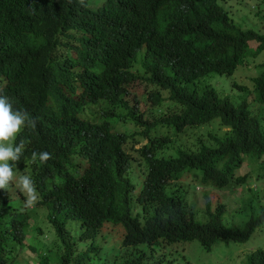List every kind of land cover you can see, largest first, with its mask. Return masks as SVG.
<instances>
[{
  "label": "trees",
  "instance_id": "1",
  "mask_svg": "<svg viewBox=\"0 0 264 264\" xmlns=\"http://www.w3.org/2000/svg\"><path fill=\"white\" fill-rule=\"evenodd\" d=\"M252 1L108 0L110 6L93 12L96 19L115 14L126 26L116 34L123 48L105 55L104 63H121L113 84L97 97L87 95L105 116L87 134L95 147L112 145L113 162L76 193L65 176L70 155L61 149L68 148L71 132L53 130L61 148H55V162L40 163L32 154L43 140L30 134L27 141L25 126L16 138L23 141L18 163L31 170L35 183L39 177V189L42 172L56 175L63 201L43 196L41 204L59 210L49 216H63L52 222L53 232L35 237L41 231L29 228L35 210L0 193V264H24L20 250L26 245L37 255L33 264H171L165 259L180 243L196 241L208 252L217 241L244 242L264 226V202L255 199L264 187V0ZM31 2L35 16L20 21L16 14L29 0H0V85L7 94V67L42 73L51 59L52 27L60 16L38 13L50 0ZM237 6L247 11L239 14ZM117 25L106 27L116 31ZM249 66L255 71L249 82L226 81ZM83 148L78 141L75 149ZM245 161L251 170L239 174ZM255 170L254 186H246L248 194L238 201L246 218L224 223L227 204L214 189L251 184ZM190 186L204 190V209L188 196ZM113 226L120 232L110 244ZM28 234L35 238L26 244ZM244 264H264V248Z\"/></svg>",
  "mask_w": 264,
  "mask_h": 264
},
{
  "label": "clouds",
  "instance_id": "2",
  "mask_svg": "<svg viewBox=\"0 0 264 264\" xmlns=\"http://www.w3.org/2000/svg\"><path fill=\"white\" fill-rule=\"evenodd\" d=\"M74 1L78 2L75 6L71 4ZM29 3L20 9L16 19L24 21L35 16L34 5L31 0ZM105 5L110 6L108 0H50L48 6L40 7L38 13L52 10L60 20L52 27L56 35L52 33L51 59L44 70L37 73L32 68L25 74L11 71L8 67L5 69L11 76V93H5L0 85V193L9 197V190L15 189L17 195L12 197L21 198L26 206L35 210V216L29 219V228H36L39 210L50 225L62 218L63 215L49 216L59 210L51 209L41 201L45 196L47 202H62L63 191L57 185L56 175L47 176V170L41 173L39 189V177L35 183L31 170L18 163L22 157L23 141L16 138L25 126L23 137L27 141L33 139L30 134L43 140L41 151L32 154L33 160L38 159L40 163L55 162V148H61L52 131L71 132L68 148L61 149L70 155L71 164L66 166L65 176L76 193L85 189L93 177L108 171L106 167L110 168L113 162L112 145L104 141L95 147L87 134L105 117L102 109L88 101V93L97 97L106 91L113 84L116 69H121V63L115 61L116 67L104 61L105 55H112L123 48L121 35L116 34L126 26L109 12L97 19L93 16L95 10ZM115 24H118L116 31L106 27ZM80 130L84 131L83 138L82 134H77ZM78 141L84 143L81 151L75 149ZM14 174L18 176L16 185ZM31 219L34 223L30 222Z\"/></svg>",
  "mask_w": 264,
  "mask_h": 264
},
{
  "label": "rangeland",
  "instance_id": "3",
  "mask_svg": "<svg viewBox=\"0 0 264 264\" xmlns=\"http://www.w3.org/2000/svg\"><path fill=\"white\" fill-rule=\"evenodd\" d=\"M247 4H252V0H246ZM237 9H242L241 6H237ZM241 12L239 14H244L246 10H240ZM239 14H236L237 17H239ZM250 22L254 23L253 20L250 19ZM249 45L251 48H255L257 45V42L255 41H250ZM253 66V65H252ZM252 66L245 68L244 71L239 73L240 69H237L234 74L230 77L227 78L226 81H237V82H249V78L255 74V71L252 68ZM229 82L225 83V86L228 85ZM218 86L220 88H225L223 84L218 82ZM226 92V91H224ZM227 93V92H226ZM264 115V111H263ZM120 130H123L124 128L122 126L119 127ZM138 147V146H136ZM251 170L250 164L248 161L243 162L242 168L239 170V174H244L247 173ZM256 171V172H255ZM251 174V179L249 184L248 182L242 186H237L238 188H223V189H214V193H216L219 196V201L225 202L226 205V211L224 212L222 216V220L226 224H232L236 223V221H242L244 218H246L245 212L240 210L239 208V202L241 197H246L248 194L247 191H245L246 186H254L255 180L254 178L256 177V173L258 172L255 170ZM261 172V170H259ZM18 176L14 174V182L15 178ZM189 180V176L186 177ZM16 185V182H15ZM193 185V184H192ZM239 190V191H238ZM204 190L200 187L192 188L190 186L188 190V196L189 194H192L191 199L192 202L195 204L196 208L200 210L204 209V199L202 197V192ZM11 196H16L17 192L15 189H10L9 190ZM264 194V187L261 188V192L256 194V198L259 199V202H264L262 195ZM190 197V196H189ZM239 201V202H238ZM37 227L41 228V231H37L35 237L39 238H45L50 231H52V228L50 224L48 223L47 219L45 216L42 215V210H39L38 217H37ZM200 221H204L205 217H201L199 219ZM31 223H34V220H30ZM113 232L110 235L111 242L110 244H114L116 242V238L118 236L119 228L118 226H113L112 228ZM53 232V231H52ZM29 234L26 238V244L30 243L31 239L35 237L29 238ZM100 238V237H99ZM102 240V238H100ZM39 241L38 239L33 240V243H36ZM145 244H141L139 246H144ZM39 247H41V244H38ZM169 246L170 247H174ZM198 247V248H197ZM257 248H264V226L262 228H257L251 235L250 237L244 241V242H239V241H217L214 246L212 247L211 251H204L200 247V245L196 241L188 242V243H180L177 247L175 252H173L172 255H168L167 258L165 259L167 262L169 260H172L173 263L171 264H244L246 262V259L248 255L255 249ZM148 250V248H146ZM163 249V248H162ZM166 249V248H165ZM164 252H167V249ZM182 250V251H181ZM21 255H20V260L25 264V261H27L29 264H33L34 261H37V255L35 252L29 249L28 246H24L21 250ZM162 253V252H161ZM153 262V260L151 259ZM245 261V262H244Z\"/></svg>",
  "mask_w": 264,
  "mask_h": 264
}]
</instances>
